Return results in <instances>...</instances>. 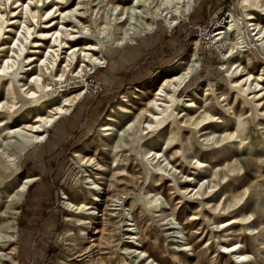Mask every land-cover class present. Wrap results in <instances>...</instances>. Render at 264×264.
Listing matches in <instances>:
<instances>
[{
	"label": "rangeland",
	"instance_id": "374dc122",
	"mask_svg": "<svg viewBox=\"0 0 264 264\" xmlns=\"http://www.w3.org/2000/svg\"><path fill=\"white\" fill-rule=\"evenodd\" d=\"M133 1L0 0V71L10 61L0 77V138L22 144L20 154L12 150L18 156L13 166L0 154V253L10 257L1 264H148L133 251L156 264H264V39L246 25L264 27V8L193 0L182 17L171 19L157 17L153 5L140 0L150 30L136 34L145 27L138 16L123 22L128 14H110L111 5L127 9ZM77 5L82 30L45 61L53 48L37 38L49 31L43 27L54 21L51 33L60 22L77 30L73 19L47 15ZM231 17L238 25L230 41L241 32L237 52L209 39ZM26 26L33 32L28 41ZM129 28L133 36L125 35L133 33ZM84 46L96 48L88 52L92 59L71 54ZM129 53L133 57L124 59ZM225 53L238 66L230 77ZM108 56L121 69L113 77L105 69ZM189 62L196 64L193 73L179 91L165 89L176 101L163 98L170 110L156 124L146 117L158 116L150 102ZM248 75L239 85L250 89L244 95L232 85ZM41 116L55 120L38 134L44 141L7 134L44 127L35 124ZM131 122L118 138L116 131ZM104 126L113 131L100 132ZM39 150L40 158L32 155ZM149 152L160 155L159 163ZM30 178L37 181L15 201L16 188ZM88 181L100 193L88 189ZM63 197L95 214L71 211Z\"/></svg>",
	"mask_w": 264,
	"mask_h": 264
},
{
	"label": "bare ground",
	"instance_id": "6f19581e",
	"mask_svg": "<svg viewBox=\"0 0 264 264\" xmlns=\"http://www.w3.org/2000/svg\"><path fill=\"white\" fill-rule=\"evenodd\" d=\"M148 2H150L149 6L153 5L152 8H155V10H156L155 14H157V17L160 16L161 18H171V19H173V18H176V17H182L183 14H185L189 10L193 0H148ZM239 2H240V6L243 9L244 8H248L249 5H247V4H250V3H251L250 5H254L255 7H258L260 9L264 8V4L263 3L259 5V3L263 2V0H260V2H257L256 0H239ZM56 3L64 4V2H61V1H56ZM143 7H145L144 2H141L140 0H134L133 4L127 9H124L122 7H119V6L111 5V9L113 10V12H110V14L112 13V14L116 15L117 12L120 13V15H121V13H122V15H127L128 14L129 16L126 17L123 20V22H125L126 19L127 20L128 19L129 20L134 19V18H136V16H138V18L140 20H142L141 18H143V19L145 18L147 20V18H149V17L146 15V13H144L141 10H139V8L143 9ZM80 9H81V7H79L77 5L72 10H68L67 12L63 13V12H60L59 8L56 7V8L53 9V12H51V13H49L47 15V18L50 17V16H54V18H61V19H64L66 17L71 18V19H73V22H75V27L74 28H76L77 30H73V28H67V27L62 25V24H64L63 22H60L61 25L59 27V30H56V31L54 30L51 33L52 29L56 26V23L54 21H52V23H50V25H47V26L43 27L45 30H49V31L48 32H41L37 38L39 40H41V41H52L51 48H53V49H50V50L47 51V54L45 55V59H44L45 61L47 59H49L51 54L55 53L61 47L62 48H67L66 47L67 44L66 43L63 44V41L67 40L66 38L70 37L71 34L78 33L79 29L82 30V25L79 22V18H81V14H79ZM143 14H145V15H143ZM15 16H16V14H13V17H15ZM228 16H230V15H228ZM34 18L35 17L33 16L32 19L34 20ZM245 18H246L247 21H251V20L254 19V17H252V16H245ZM235 22L236 21H234L233 17H231V19L223 20L219 24V27L217 28V30L214 31L211 36H209V39L211 38L210 40H216V41H214L215 43L216 42H221L222 43L221 45L224 47V49L226 47L225 50H227L228 52H234V50H235V52H237L238 49L240 48L239 47L240 41L238 43L237 40L239 39V36L241 35V32H239V34L236 36V39H234L236 41L235 43L230 41V36H229V34L233 32V26L234 25H236V26L238 25V23L235 24ZM12 24H15V23H10V25H12ZM58 24L59 23H57V25ZM142 24L145 27L140 28L139 32H137L136 34H139V33H142V32H148L150 30V27H147L143 20L139 22L140 26ZM246 25H248L247 26L248 28L252 27L251 31H256V33L254 35H258L261 38V41H263V39H264V27H261V26L255 25V24H250V23H247ZM130 30H132L133 33L132 32H126L125 35H127V36L128 35L129 36L132 35L133 36L135 31L133 29H130V28L127 31H130ZM0 32H1V29H0ZM26 33L28 34V37L27 38L24 37V41H28L29 37H31L33 35V32L27 26H26ZM128 38H130V37H128ZM128 38H124V40H126ZM123 42L124 41L122 40L121 43H123ZM31 44H34L32 48H36V47L40 46L39 44H37V42H31ZM227 46H230V47L228 48ZM24 50H25V46L22 44V47L18 48V51L22 54ZM95 51H96V48L92 47V46H88V47L84 46L82 49L77 48V47L71 48V54L81 52L82 53L81 54L82 57H86V58L89 57L91 59L93 58V55L89 54L88 52H95ZM231 55H232V53L229 54L226 57V53H225L224 54L225 60H223V65L225 64V66L226 65L228 66L226 68V71L229 74V77H230V75L233 74V71H236L237 68H238L237 65L229 63V58H230ZM18 57H20V55H18ZM24 59H26V56L24 57ZM45 61H42L40 66L45 64ZM93 61L96 62V59H94ZM9 62L10 61L8 60L6 62L7 63L6 67H3V69L0 71V77H6V73H8L7 71L9 70ZM27 62L31 63V62H33V59L32 60L30 59V61H27ZM13 64H15V63H13ZM10 67L12 68L13 66H10ZM195 67H196V64H194L193 62H189L188 64H184V69L180 73H178L176 76L172 77L170 80H166V81L163 82V84L161 86V89L156 94L157 99L155 101H151L150 104H149V107H148L149 109L155 110L156 114L158 116L151 115L150 113H146V117L150 118L151 121L156 122V124H160L161 123V118L163 117V115H165V111L164 110H168V111L170 110V105L165 104L163 102L164 101L163 98H165L167 100H170L173 103L172 104L173 106H174L175 101H176L175 95L168 96L165 93V89L168 88L170 91H173V92L179 91L181 88L184 87L186 80L193 73V69ZM232 69H234V70H232ZM236 74H237V72L234 74V76ZM231 77L233 78V76H231ZM36 78L33 79V80H36ZM250 78H251V76L248 75L239 84L232 85V87L233 88H237L242 94L245 95L246 92L248 90H250V89L248 87L246 89L240 88L239 85L241 83L246 84L247 82L250 81ZM240 86H242V85H240ZM83 94L84 93L81 92L80 95L84 96ZM37 97L38 96L35 95L34 93H31L30 96H29V98H31V99L32 98H37ZM69 99H67L66 102H68ZM124 100H126V99H124ZM157 101H159V102H157ZM184 106H186V107H194L193 104H186ZM56 109L58 110V113H56V114H60V115H64L65 114V112L63 111V108H61V107L57 108L56 107V108L53 109V111H55ZM54 121H53V118H51V116H41V117H38L35 120V124L42 123L44 125V127L41 126V124L39 126H23L22 128L9 130L7 132V134L16 135V136H21L22 135V136H26V137H31V138L34 139L35 143L42 142L44 138H42V137L40 138V136L38 134L39 133H43L42 129L43 128H47V125L51 126V124ZM132 127H134V124L132 122L131 123H127L125 125V127L122 129V131H120V132L116 131V136L118 138L123 137L125 135V133H127L128 131L131 130ZM147 127L148 128H152L151 125H146L145 128H147ZM23 130H25V131H23ZM101 131L102 132L113 131V127L104 126L102 129H100V132ZM34 134H36V135H34ZM107 135H109V134H107ZM21 146H22V144H20L18 142L7 141L4 138H0V149H1L0 150V154L6 159L7 163L11 164V166H13L12 164H14L17 161V159H18V156L14 155L12 153V150H14V152L20 154L19 150H20ZM159 157H160V155H158L157 153L149 152V154H148V159H150V160L151 159L152 160L158 159L156 161V163H159V159H160ZM33 181H35V179H31V178L30 179H25V181L22 184V186H19L18 188H16L15 195H14V200L15 201H17L18 196L23 193L24 189L26 188V185L29 184V183H32ZM88 182L89 183H87V184H89V187H90L88 189H90L91 191H94L95 193H100L99 190H101V188L97 184H95V182H93V181H88ZM92 196H93L92 200H94L96 202L99 201L97 194L96 195H92ZM63 198H65L66 204L69 206L71 211H80V210L83 209V211H86V214L88 216H93V214H95L93 212H89L88 208L84 204L75 206L69 201V199L67 197H63ZM126 221H128L126 223L127 226L129 227L128 231L131 232L132 235H134V237L132 236L133 238H131V239L132 240L133 239L137 240V237L135 236L136 235V229L134 228L135 225H134V223H132L133 221L131 220L130 217L127 218ZM230 252H235V248L234 249L232 248L230 250ZM132 253H135L134 255H136L138 257L146 258L145 262H147L148 264H156L155 261H153L150 258V256L145 255L142 251L141 252L133 251ZM7 259H10V257L0 253V260H7ZM243 260L244 259H242V261Z\"/></svg>",
	"mask_w": 264,
	"mask_h": 264
},
{
	"label": "crops",
	"instance_id": "0c3cea01",
	"mask_svg": "<svg viewBox=\"0 0 264 264\" xmlns=\"http://www.w3.org/2000/svg\"><path fill=\"white\" fill-rule=\"evenodd\" d=\"M148 37H149V35L147 36H144V38H142V39H140L139 41H141L142 42V44H143V42H145L146 41V39H148ZM162 38V37H161ZM141 45V44H140ZM133 57V55L132 54H127L126 56H124V59H127V60H130L131 58ZM111 59V56H108L107 57V65H106V67H105V69L107 70V72L109 73V75H111L112 77L114 76V75H116V74H118V73H121V69H119L118 70V68H116V67H114V64H112V62H109V60ZM120 61V60H119ZM119 61H117V62H119ZM70 118H72V115L70 116ZM62 119H67V118H62ZM62 119H60V120H62ZM59 120V121H60ZM56 125V124H55ZM54 125V126H55ZM53 126V127H54ZM44 141V140H43ZM44 143H46V140H45V142ZM44 143H42V144H44ZM39 148V147H38ZM42 152L39 150L37 153H36V151H34V153L32 154L33 156H36V157H38V158H40L41 156H42V154H41ZM22 162V161H21ZM34 177V176H33ZM32 179V178H31ZM36 181H37V179H35ZM35 181V182H36ZM34 182V183H35ZM33 182L31 183V184H34ZM26 192V191H25Z\"/></svg>",
	"mask_w": 264,
	"mask_h": 264
}]
</instances>
